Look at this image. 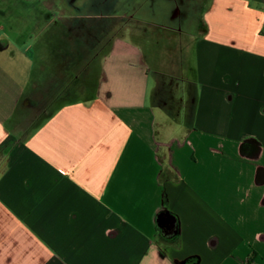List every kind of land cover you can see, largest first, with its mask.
<instances>
[{"label":"crops","instance_id":"1","mask_svg":"<svg viewBox=\"0 0 264 264\" xmlns=\"http://www.w3.org/2000/svg\"><path fill=\"white\" fill-rule=\"evenodd\" d=\"M185 40L174 71L116 37L54 91L0 35V264H264V0Z\"/></svg>","mask_w":264,"mask_h":264},{"label":"rangeland","instance_id":"2","mask_svg":"<svg viewBox=\"0 0 264 264\" xmlns=\"http://www.w3.org/2000/svg\"><path fill=\"white\" fill-rule=\"evenodd\" d=\"M210 1L0 0V35L11 47H38L32 50L41 59L42 73L48 67L55 73L54 91L63 83L72 85L75 75L84 78L86 87L97 59L116 37L155 46L168 53H162L168 55L165 66L178 69L185 36L200 30Z\"/></svg>","mask_w":264,"mask_h":264},{"label":"water","instance_id":"3","mask_svg":"<svg viewBox=\"0 0 264 264\" xmlns=\"http://www.w3.org/2000/svg\"><path fill=\"white\" fill-rule=\"evenodd\" d=\"M160 222H161V224H163V223H165L166 221H165L164 219H161V218H160Z\"/></svg>","mask_w":264,"mask_h":264},{"label":"trees","instance_id":"4","mask_svg":"<svg viewBox=\"0 0 264 264\" xmlns=\"http://www.w3.org/2000/svg\"><path fill=\"white\" fill-rule=\"evenodd\" d=\"M250 262V260H248V263Z\"/></svg>","mask_w":264,"mask_h":264}]
</instances>
